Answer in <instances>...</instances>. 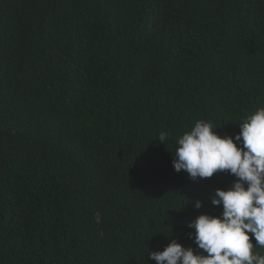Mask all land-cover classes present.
<instances>
[{
	"label": "trees",
	"instance_id": "obj_1",
	"mask_svg": "<svg viewBox=\"0 0 264 264\" xmlns=\"http://www.w3.org/2000/svg\"><path fill=\"white\" fill-rule=\"evenodd\" d=\"M260 107L264 0H0V264L200 251L188 223L235 178L176 172L177 139Z\"/></svg>",
	"mask_w": 264,
	"mask_h": 264
},
{
	"label": "clouds",
	"instance_id": "obj_2",
	"mask_svg": "<svg viewBox=\"0 0 264 264\" xmlns=\"http://www.w3.org/2000/svg\"><path fill=\"white\" fill-rule=\"evenodd\" d=\"M239 128L235 137L221 136L211 122L198 120L177 139L172 159L176 172L185 171L193 181L214 173L235 179L211 197L219 215L200 214L188 223L194 229L188 238L200 251L173 239L162 251H148L156 264H264V255L254 251L264 248V107ZM167 135L159 134L160 143ZM202 206L200 200L193 203L197 210Z\"/></svg>",
	"mask_w": 264,
	"mask_h": 264
}]
</instances>
